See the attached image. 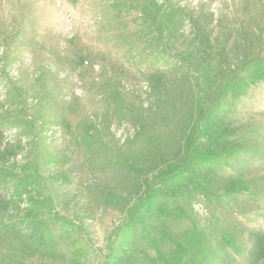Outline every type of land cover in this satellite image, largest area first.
I'll list each match as a JSON object with an SVG mask.
<instances>
[{"label":"rangeland","instance_id":"1","mask_svg":"<svg viewBox=\"0 0 264 264\" xmlns=\"http://www.w3.org/2000/svg\"><path fill=\"white\" fill-rule=\"evenodd\" d=\"M0 264H264V0H0Z\"/></svg>","mask_w":264,"mask_h":264}]
</instances>
